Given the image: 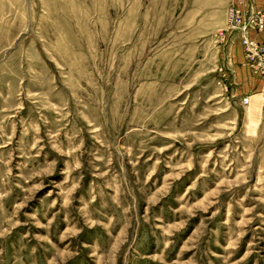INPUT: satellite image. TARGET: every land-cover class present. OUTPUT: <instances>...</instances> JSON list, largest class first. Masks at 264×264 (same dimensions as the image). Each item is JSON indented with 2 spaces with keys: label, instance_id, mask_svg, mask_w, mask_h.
Masks as SVG:
<instances>
[{
  "label": "rangeland",
  "instance_id": "rangeland-1",
  "mask_svg": "<svg viewBox=\"0 0 264 264\" xmlns=\"http://www.w3.org/2000/svg\"><path fill=\"white\" fill-rule=\"evenodd\" d=\"M234 8L0 0V264H264V86Z\"/></svg>",
  "mask_w": 264,
  "mask_h": 264
},
{
  "label": "built area",
  "instance_id": "built-area-1",
  "mask_svg": "<svg viewBox=\"0 0 264 264\" xmlns=\"http://www.w3.org/2000/svg\"><path fill=\"white\" fill-rule=\"evenodd\" d=\"M243 11L234 8L231 12V27L240 34L245 57L258 73L264 86V44L249 36L250 32H264V10H256L250 0H237ZM249 98L244 99L248 104Z\"/></svg>",
  "mask_w": 264,
  "mask_h": 264
},
{
  "label": "crops",
  "instance_id": "crops-1",
  "mask_svg": "<svg viewBox=\"0 0 264 264\" xmlns=\"http://www.w3.org/2000/svg\"><path fill=\"white\" fill-rule=\"evenodd\" d=\"M254 3H255L256 8H258V9H262V8H264V0H254ZM260 35H264V33H262V34H261V33L258 34V33H256V32H251V33H250V37H251V38L256 39V40L259 41V42H262V41L259 39Z\"/></svg>",
  "mask_w": 264,
  "mask_h": 264
}]
</instances>
